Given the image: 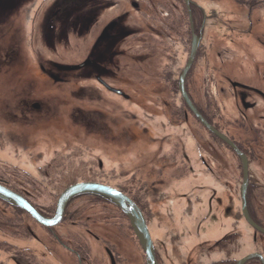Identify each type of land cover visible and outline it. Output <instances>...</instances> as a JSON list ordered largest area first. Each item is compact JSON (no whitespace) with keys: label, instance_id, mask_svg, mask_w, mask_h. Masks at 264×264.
<instances>
[{"label":"flooded vegetation","instance_id":"af4514ba","mask_svg":"<svg viewBox=\"0 0 264 264\" xmlns=\"http://www.w3.org/2000/svg\"><path fill=\"white\" fill-rule=\"evenodd\" d=\"M106 147L118 171L90 157ZM0 156V184L47 218L70 184L120 191L153 264H264V0H0ZM17 209L0 199V264H122L132 241L147 264L99 195L50 227Z\"/></svg>","mask_w":264,"mask_h":264},{"label":"water","instance_id":"95a60500","mask_svg":"<svg viewBox=\"0 0 264 264\" xmlns=\"http://www.w3.org/2000/svg\"><path fill=\"white\" fill-rule=\"evenodd\" d=\"M203 123L209 129H211V127L207 123L205 122ZM81 194L99 195L109 200L111 203L115 204L116 206H118L127 215V217L130 220L133 230L145 252L146 263L153 264L154 261L153 246L143 216L140 210L134 205V203L117 189L102 183L91 182V181H83V182H76L70 184L67 187H65L59 194L56 201V206L53 216L47 218L41 215L38 212V210H36L21 195L17 194L16 192L0 184V199L2 201L10 202L16 207L24 210L37 223L45 227L56 225L62 218L66 204L73 197ZM244 213L245 216L247 217L245 209H244Z\"/></svg>","mask_w":264,"mask_h":264},{"label":"rangeland","instance_id":"374dc122","mask_svg":"<svg viewBox=\"0 0 264 264\" xmlns=\"http://www.w3.org/2000/svg\"><path fill=\"white\" fill-rule=\"evenodd\" d=\"M29 64L27 65V67H31L33 68L32 66V60L29 59ZM2 84L5 83V81L1 82ZM134 91V90H133ZM131 92V94L133 95L134 92ZM62 138H64L63 136H61ZM57 144L59 147H64L65 143H63L64 141H62V139H57ZM4 144H5V147H7V151L10 153L11 152V146L8 144V141L7 140H3ZM68 142V141H66ZM61 143V144H60ZM94 147L100 152H104L105 151V146H103L100 142L98 141H93L92 142ZM52 146H50L49 144L47 143H44L43 141H40V143L38 142L36 145H35V149L36 151L40 150L42 156L44 157V159H49V157L52 155V152H51V149L52 148H56L54 146V144H51ZM32 146V145H31ZM54 146V147H53ZM57 146V145H56ZM108 147H106L107 149ZM111 149V148H108L107 151L103 154V157L100 155V156H90L91 158H95V159H99V158H102V161L103 163H107V169L111 172L113 169L115 171H118L117 168H119V166L116 165V163L119 164V160L120 159V154L118 153V150H115ZM7 152V153H8ZM115 152V154L113 153ZM6 153V152H5ZM8 153V154H9ZM128 155L125 156V158H127ZM2 158H6L5 156H0ZM90 157H82V156H77L76 158H73V161L74 162H71L69 161V165H66V168L64 167L65 166V162H64V159L62 157H60L59 161L61 162V164H63L62 169H72L74 171L75 167L73 164H75L76 166L79 165L80 163H84V161L88 160L89 161V158ZM121 160V159H120ZM59 162V163H60ZM97 163V161L95 162V164ZM58 164V163H57ZM120 167H123L125 168L126 170V173H127V178L130 177L132 179H134V173H135V158L133 157V155H130L129 159H128V162L124 165V166H121ZM78 172H76V174L78 173H81L83 171V169L81 170L80 172V168L78 167ZM113 172V171H112ZM111 172V173H112ZM72 174H75V173H72ZM74 176V175H73ZM79 176V175H78ZM75 177V176H74ZM52 191V188H50V192ZM48 191H46L45 195H48V193H50ZM49 200L50 198L45 196L44 197V200L42 201L44 204H49ZM30 244V243H29ZM249 249V247L247 249H243L242 252H246L247 250ZM138 248L137 246L135 245V243L132 241V243H126L125 246H124V251H122V255H123V263L122 264H139V256H138ZM38 252V251H37ZM142 264V263H141Z\"/></svg>","mask_w":264,"mask_h":264},{"label":"trees","instance_id":"16d2710c","mask_svg":"<svg viewBox=\"0 0 264 264\" xmlns=\"http://www.w3.org/2000/svg\"><path fill=\"white\" fill-rule=\"evenodd\" d=\"M18 211H22V210H19V209H17Z\"/></svg>","mask_w":264,"mask_h":264}]
</instances>
